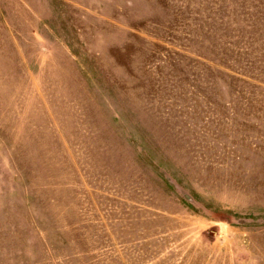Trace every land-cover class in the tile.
I'll use <instances>...</instances> for the list:
<instances>
[{
    "label": "rangeland",
    "instance_id": "obj_1",
    "mask_svg": "<svg viewBox=\"0 0 264 264\" xmlns=\"http://www.w3.org/2000/svg\"><path fill=\"white\" fill-rule=\"evenodd\" d=\"M0 264H264V0H0Z\"/></svg>",
    "mask_w": 264,
    "mask_h": 264
}]
</instances>
